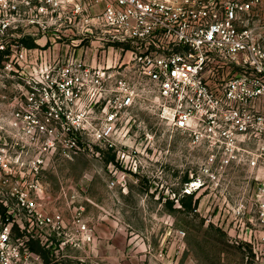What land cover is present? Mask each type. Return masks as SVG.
I'll return each instance as SVG.
<instances>
[{"label":"built area","instance_id":"1","mask_svg":"<svg viewBox=\"0 0 264 264\" xmlns=\"http://www.w3.org/2000/svg\"><path fill=\"white\" fill-rule=\"evenodd\" d=\"M52 26L76 36L65 65L38 41L41 47L4 50L11 28L32 27L46 39ZM0 51L4 68L37 90L12 114L14 126L26 124L39 143L35 171L58 151L61 130L73 133L67 158L90 141L116 150L133 105L158 100L161 117L206 152L208 181L234 164L255 173L264 226V0H0ZM62 99L80 110L88 103L90 115L78 114L72 129L62 123ZM14 192L29 213L26 238L42 243L65 228L61 213L49 215L37 202L39 184ZM72 220L76 245L94 242L89 225L78 214ZM28 243H12V224L4 225L0 264L39 260ZM249 243V264H264V237Z\"/></svg>","mask_w":264,"mask_h":264},{"label":"rangeland","instance_id":"2","mask_svg":"<svg viewBox=\"0 0 264 264\" xmlns=\"http://www.w3.org/2000/svg\"><path fill=\"white\" fill-rule=\"evenodd\" d=\"M34 34L32 27L11 28L4 50L42 45L57 57L56 65L67 63L74 32L52 26L47 42ZM33 91L0 63V99H16L12 106L0 104L6 112L0 114V210L7 209L5 217L0 215V229L10 223L12 243L29 241L30 251L40 256L30 264L250 263L249 241L264 237L257 205L261 183L251 169L234 164L219 181H208L203 173L206 152L161 117L160 104L152 97L154 102L139 101L128 111L116 150L90 141L67 158L63 153L70 151L73 133L61 130L58 151L35 171L39 143L27 134L26 124L15 127L12 120L24 94ZM60 105L62 123L72 129L78 114L90 115L88 103L82 110L63 99ZM31 184L44 191L37 199L44 211L64 217L65 228L48 232L42 243L36 236L26 238L29 213L14 192ZM75 214L89 225L94 242L76 245Z\"/></svg>","mask_w":264,"mask_h":264},{"label":"crops","instance_id":"3","mask_svg":"<svg viewBox=\"0 0 264 264\" xmlns=\"http://www.w3.org/2000/svg\"><path fill=\"white\" fill-rule=\"evenodd\" d=\"M48 41V39H45V38H42V39H40V42L41 41ZM4 58V57H3ZM3 58H2V60H0V63H2V61H3ZM0 97H2V95L0 96ZM4 96H3V98L2 99H0V104H6V103H10L9 104V106H12V105H14V103H16V99H12V97H8V100L7 101H5L4 100ZM10 108V107H9ZM1 109H2V107H0V114H5L6 112H3V111H1ZM10 114V113H9Z\"/></svg>","mask_w":264,"mask_h":264},{"label":"trees","instance_id":"4","mask_svg":"<svg viewBox=\"0 0 264 264\" xmlns=\"http://www.w3.org/2000/svg\"><path fill=\"white\" fill-rule=\"evenodd\" d=\"M32 46L35 47L36 45L33 44ZM6 54H7V52H5V51H0V60H2V58H3L4 55H6ZM6 211H7V209H6L5 207L2 206V208H1V210H0V215H2L3 217H5V216H6Z\"/></svg>","mask_w":264,"mask_h":264}]
</instances>
